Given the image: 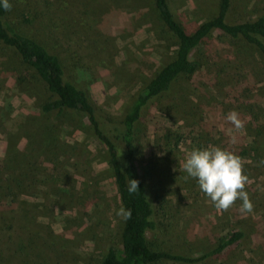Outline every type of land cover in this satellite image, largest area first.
<instances>
[{
  "label": "rangeland",
  "instance_id": "obj_1",
  "mask_svg": "<svg viewBox=\"0 0 264 264\" xmlns=\"http://www.w3.org/2000/svg\"><path fill=\"white\" fill-rule=\"evenodd\" d=\"M10 2V21L58 55L66 78L86 92L102 122L122 121L175 48L162 36L151 0ZM217 2L170 0V5L191 30L215 14ZM263 8L264 0H237L229 20L255 19ZM201 52L192 78L157 98L139 122L142 157L136 164L158 229L149 236L171 252L194 257L213 247L215 235L244 228L239 248L207 264H264V161L240 157L253 204L247 213L240 212V200L227 211L217 210L182 169L194 149L212 145L236 154L240 143L250 140L244 127L235 129L226 117L235 110L243 121L250 118L248 104L264 107V63L254 48L217 32ZM20 71L13 53L0 45V165L17 174L37 171L20 188L0 189V264H101L107 247L119 242L122 226L106 146L86 117L67 111L56 121L48 119L57 148L31 158L37 138L18 125L27 117L41 118L39 105L48 94L43 84L19 83ZM167 128L183 134L172 149L161 139ZM113 138L125 163V147ZM24 150L25 164L19 157ZM155 185L166 200L163 208Z\"/></svg>",
  "mask_w": 264,
  "mask_h": 264
},
{
  "label": "trees",
  "instance_id": "obj_2",
  "mask_svg": "<svg viewBox=\"0 0 264 264\" xmlns=\"http://www.w3.org/2000/svg\"><path fill=\"white\" fill-rule=\"evenodd\" d=\"M9 3L11 4L10 0ZM236 5L237 0H218L215 14L190 30L177 20L170 0H151V10L156 16L162 36L173 40L175 48L169 60L140 90L122 121L114 125L107 119L103 122L99 120L95 105L89 100L86 92L66 78L58 55L43 41L23 32L19 25L12 23L10 14L13 7L6 11L0 4V45L13 53L21 67L16 80L21 84H43L48 94V99L39 105L41 118L27 117L26 121L23 120L18 125L29 131V137L37 138V147L33 148L36 154L31 153V158L45 153L48 149L57 148V144L54 143L55 126L48 119L56 121V118L67 111L75 113L78 117H86L95 136L106 146L108 163L121 208L131 210L130 219L122 218L119 242L107 247L101 264H163L169 261L177 264H207L209 260L233 252L243 243L245 229L234 227L228 234L215 235L213 247L194 257L174 253L158 245L149 236V233L158 230L155 209L136 164V160L142 157L138 141L140 119L157 98L173 90L179 81L191 79L198 71L201 66L199 57L203 53L201 51L204 47H209L214 32L227 35L254 48L264 63V8L255 19L232 22L229 20V14ZM248 105L250 118L243 120V129L250 140L247 143L241 142L236 154L242 159L264 161V107L261 104ZM112 136L125 147V163L118 156L117 144ZM161 139L167 149H172L183 141V134L167 128ZM28 156L27 150L21 152L19 155L22 157L21 162L25 164ZM4 168L6 166L0 165V189L3 190L24 186L22 184L24 178L29 176L33 178L37 172L25 170L17 174L15 171H4ZM130 179L139 182V189L135 192L129 191ZM34 182L36 183L37 179ZM155 188L157 203L163 208L166 200L159 193V185H155Z\"/></svg>",
  "mask_w": 264,
  "mask_h": 264
},
{
  "label": "clouds",
  "instance_id": "obj_3",
  "mask_svg": "<svg viewBox=\"0 0 264 264\" xmlns=\"http://www.w3.org/2000/svg\"><path fill=\"white\" fill-rule=\"evenodd\" d=\"M3 8L10 10L12 5L9 0H0ZM226 119L239 130L244 127V122L239 118V114L230 111ZM235 142V137H232ZM182 169L189 177L195 178L200 190L214 203L217 210L227 211L237 200L242 201L241 213L251 212L253 204L249 194L245 191L248 177L243 172L242 159L231 151L220 147L209 145L206 148L192 150ZM139 182L134 179L129 180V191L135 192ZM131 210L121 208L118 212L123 219L131 218Z\"/></svg>",
  "mask_w": 264,
  "mask_h": 264
}]
</instances>
